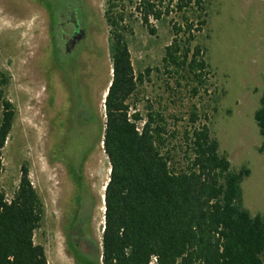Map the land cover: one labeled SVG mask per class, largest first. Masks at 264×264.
Returning a JSON list of instances; mask_svg holds the SVG:
<instances>
[{
    "label": "rangeland",
    "instance_id": "rangeland-1",
    "mask_svg": "<svg viewBox=\"0 0 264 264\" xmlns=\"http://www.w3.org/2000/svg\"><path fill=\"white\" fill-rule=\"evenodd\" d=\"M57 1L63 8L81 1L83 21L89 20L88 44L73 69L61 50L52 48L46 0H0V72L9 79L4 94L14 109L2 150L0 190L10 199L25 167L44 210L34 243L43 247L47 264H77L67 235L76 226L77 199L85 192L94 200L86 232L95 246L101 242L110 167L101 141L112 66L105 0ZM152 24L155 35L136 21L127 37L134 76L142 75L128 100L130 112L144 116L151 105L186 122L189 106L196 104L207 114L230 171H249L240 183L241 206L264 219V154L259 153L264 137L254 120L264 95V0H206V25L191 49H203L211 74L207 93L202 90L196 99L186 82L177 88L163 72L164 50L172 42L168 21ZM90 115L98 123L90 124Z\"/></svg>",
    "mask_w": 264,
    "mask_h": 264
},
{
    "label": "trees",
    "instance_id": "trees-1",
    "mask_svg": "<svg viewBox=\"0 0 264 264\" xmlns=\"http://www.w3.org/2000/svg\"><path fill=\"white\" fill-rule=\"evenodd\" d=\"M103 18L112 66L101 141L109 178L101 242L92 260L68 242L77 264H264V219L240 204V183L249 171H230L207 114L192 104L182 122L151 105L144 116L130 112L128 104L142 81L134 76L127 42L136 21L150 35L152 23L168 21L172 42L164 50L163 72L177 88L186 82L191 99L207 93L211 72L204 51L191 49L206 25V0H105ZM8 82L0 72V176L14 118L4 94ZM260 105L254 120L264 137V95ZM43 214L23 167L13 196L7 199L0 190V264H47L43 247L34 243Z\"/></svg>",
    "mask_w": 264,
    "mask_h": 264
},
{
    "label": "flooded vegetation",
    "instance_id": "flooded-vegetation-1",
    "mask_svg": "<svg viewBox=\"0 0 264 264\" xmlns=\"http://www.w3.org/2000/svg\"><path fill=\"white\" fill-rule=\"evenodd\" d=\"M46 3L50 20L49 33L52 48L57 52L60 49L73 69L79 54L88 44L89 20L83 21L85 8L81 1H78L77 6L74 8H71V5H66L63 8L57 0H54V3L51 0H46ZM56 28L58 31H56ZM57 41L60 43L58 44ZM73 55H75L76 60L71 58ZM80 120L83 121V119ZM87 121L90 124H96L98 118L90 115ZM77 183L78 186L83 183L81 175L78 176ZM93 205L94 200L90 193L85 192L82 197H78L74 214L76 226H72L67 235V242L70 243L73 250H84L82 254L90 257H93L96 253V246L86 232L92 218Z\"/></svg>",
    "mask_w": 264,
    "mask_h": 264
}]
</instances>
